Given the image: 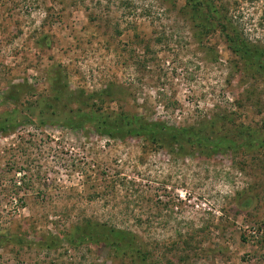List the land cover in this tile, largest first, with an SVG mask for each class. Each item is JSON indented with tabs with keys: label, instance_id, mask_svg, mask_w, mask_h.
Instances as JSON below:
<instances>
[{
	"label": "rangeland",
	"instance_id": "rangeland-1",
	"mask_svg": "<svg viewBox=\"0 0 264 264\" xmlns=\"http://www.w3.org/2000/svg\"><path fill=\"white\" fill-rule=\"evenodd\" d=\"M213 3L250 56L186 0H0V264H264V0Z\"/></svg>",
	"mask_w": 264,
	"mask_h": 264
},
{
	"label": "trees",
	"instance_id": "trees-1",
	"mask_svg": "<svg viewBox=\"0 0 264 264\" xmlns=\"http://www.w3.org/2000/svg\"><path fill=\"white\" fill-rule=\"evenodd\" d=\"M187 3V10L191 12V20L192 23L195 25V27L198 29L197 32L199 33H204V31H216L218 30L217 28L222 29L223 32H225V36L227 37V44L228 46L234 50L236 54H246V56H250L249 52L245 51L246 43L242 40L241 38V33L238 31V29L233 28L229 29L222 21H225V18L220 16L219 11L215 10L213 0H186ZM209 33V32H208ZM243 55V56H244ZM250 59L253 60L256 66V71L262 75H264V65L263 61L261 60L264 58V53L262 50L256 49L254 51V54H251ZM60 80V79H58ZM57 80V81H58ZM56 84V83H55ZM59 84V85H58ZM56 84L57 86L60 87V83ZM14 91V92H13ZM13 93H10L4 97V103L7 104H12V103H17L18 102V93L20 91H25V88L23 87H15L13 90ZM61 91V92H60ZM59 92L56 91L55 96L53 97V100L55 102H60V100L63 98L62 90ZM58 92V93H57ZM16 93V96H15ZM68 101L71 103H83L86 106L88 105V99L84 97V94H81L80 96L73 97L72 95L67 97ZM71 99V100H69ZM52 107V106H51ZM15 111V108H14ZM16 112V111H15ZM21 120V119H20ZM18 118L16 120H8V121H1L0 122V130H6L4 129V126H18L19 121ZM8 123V124H7ZM21 122L20 124H22ZM71 126H74L72 128H76L78 126V123H72ZM97 130L99 133L102 134H108L110 136H118L121 138H127V137H134V138H143L145 140H149L152 143H155L156 141L160 139L163 141L164 139H170L169 136H173L174 141L179 142V138L181 136H186L187 135V130H181V129H176L174 127H169L167 125L157 123V122H148L140 120H136L135 122L129 121L128 118H124L121 120L116 121V124L114 122H108V121H103L102 123H97ZM120 238H118V242L116 243L117 248L119 247H125V248H131V243L134 244L132 240H129L125 235L123 234H118ZM56 247L57 245H50Z\"/></svg>",
	"mask_w": 264,
	"mask_h": 264
}]
</instances>
